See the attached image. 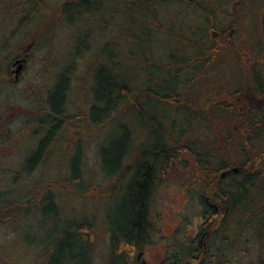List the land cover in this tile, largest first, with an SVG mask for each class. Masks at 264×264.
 I'll return each instance as SVG.
<instances>
[{
	"label": "rangeland",
	"instance_id": "374dc122",
	"mask_svg": "<svg viewBox=\"0 0 264 264\" xmlns=\"http://www.w3.org/2000/svg\"><path fill=\"white\" fill-rule=\"evenodd\" d=\"M67 1L79 0L1 2L6 7L0 9V24L9 23L10 16L11 26L15 28L18 20L22 24L20 18L28 12L25 26L29 35L22 41V29H16L12 46L5 52H20L22 43L33 42V45L27 50L30 61L23 78L15 81L0 77V190L10 189L9 198L23 201L31 199L33 192L43 194L46 189H51L59 210L58 216L48 217L34 208L37 206L28 207L20 200L9 207H0V264H44L48 257L44 241L56 239L62 221L72 218L87 219L95 244L93 264L106 263L109 252L107 222L116 216L119 199L116 197L115 202L109 200L111 191L110 187L106 188L108 180L101 173L98 148L108 133L115 129V120L121 117L129 120L135 128V142L140 145L145 141L147 131L135 120V106L124 103L111 121L90 133L83 130L85 188L74 187L69 182L70 161L75 150L72 140L77 135L72 132L76 127L75 119L66 118V127L32 173L27 174L23 165L45 131L47 123H41L40 119L49 112V91L60 73L69 72L67 114L81 117L91 102L94 68L101 62L110 61V48L116 71L131 86L133 101L129 102L139 105L150 98L147 88L155 84L156 78L174 83V73L168 72V66H172L171 54L177 53L185 61L184 68L193 63L198 68L199 61L207 64L206 70L200 73L202 78L197 76L192 84L181 86L189 91L193 85L195 96L192 95L197 101L193 99L189 105L206 115L205 120L197 121L185 141L188 144L197 141L199 149L209 148L215 142L210 148L214 166H201L196 155L189 150L179 161H172L163 175L152 208L159 217L160 232L144 248L139 260L145 261L144 264H160L172 248L168 242L176 236L183 239L193 236L195 226L201 222L203 208L198 203L200 193L196 189L206 191L205 195L211 202L220 203L212 190L213 183L207 184L204 177L209 175L216 180L224 169L218 171L215 164L222 159L228 157L233 162L246 157L238 144L245 140L244 128L251 122L254 133L249 141L250 156L257 158L256 169L264 173V122H261L264 113L256 102L254 110L246 111L244 108L249 104L250 94L249 56L254 62H264V0H166L156 2V8L154 5L133 6L132 0H91L89 9L77 6L74 10H65ZM23 8L24 13L21 12ZM155 11L157 14L152 17ZM160 24L166 29L159 30ZM207 24L210 26L206 40L195 41L201 38V29ZM149 30L156 32L155 37L151 36L152 52L135 45L133 38L143 39ZM210 43L214 46L211 52L207 51L201 58L195 56L201 54L200 44L207 48L206 44ZM260 64V69H264V63ZM184 74L183 79L188 75ZM207 96L213 97L215 104L223 102L227 110L222 112L218 107V111L206 112L215 105L206 104ZM253 97L256 100L255 94ZM173 105L154 103L152 107L147 105L149 108L145 112L150 110L159 119H165L163 114H168L169 122L173 118L185 119L194 113L178 114L176 104ZM227 121H233L232 130L231 122ZM226 129L231 130V141L226 138ZM259 130L261 136L255 138L254 134ZM191 132L199 138H194ZM228 167L234 169L238 165L233 163ZM98 184L105 187L99 188ZM87 188L88 192H85ZM220 205V215L212 223V230L220 224L219 217L222 219L225 211L223 203ZM34 210L36 212L32 213ZM185 217L190 219L183 223ZM239 253L243 264H253L259 258L260 249L255 246Z\"/></svg>",
	"mask_w": 264,
	"mask_h": 264
},
{
	"label": "trees",
	"instance_id": "16d2710c",
	"mask_svg": "<svg viewBox=\"0 0 264 264\" xmlns=\"http://www.w3.org/2000/svg\"><path fill=\"white\" fill-rule=\"evenodd\" d=\"M132 1L133 6L140 5L144 7L155 6L156 2L166 0ZM90 2L91 0L67 1L64 8L73 10V7L78 6L89 9L90 5L92 6ZM93 7L95 6L93 5ZM156 14L157 11L152 14V17L156 16ZM162 25H159V30L166 29L161 27ZM209 26V24L204 25L201 29L203 30L201 38L195 39V41L206 40ZM155 33L149 30L143 39L133 36L134 42H136L135 45L151 51L154 46L151 43V36L155 37ZM191 45L197 47L195 44ZM206 46L207 48L200 44L198 49H200L199 52L201 54L195 56L201 58L202 55L204 56L207 51L212 50L214 47L211 43L206 44ZM109 54V62H101L94 68L91 102L87 111L81 117L67 114V94L70 85L69 74L62 73L59 75L56 83L49 91V112L40 119L41 123H47L45 131L38 140L36 147L25 158L23 166L27 174L32 173L42 162L60 131L66 127V118L69 120L75 119L76 127L72 128V132L77 135L72 140L75 144V150L70 161L69 182L74 187L85 188L83 187L82 168L83 130L86 133H90L93 129L100 128L111 121L124 103L128 104V106L133 104L135 106L133 108L136 110L135 117L137 119L135 120L147 131L145 141L138 145L135 142V128L129 120L121 117V119L115 120L113 123L115 124V129L108 133L106 139L101 141L98 148L101 173L108 180V184H105L106 188L110 187L111 191L109 200L110 202H115L114 199L116 197L119 199L116 216L113 217V220H108L107 222L110 247L108 264H132L133 261L128 247L134 250L141 249L149 240L150 232L147 215L150 211V200L157 187L162 183L163 175L169 170V165L172 161L177 162L182 159L183 153L190 150L196 155V160L201 166L213 168L214 156L211 155L210 148L216 143L212 142L209 148L199 149L196 146L197 141H194L193 144H188L185 141L197 121L201 122L206 119V115H204L202 110L194 109L189 105L193 99L197 101L194 98L195 90L193 85H191L189 91L184 89L186 84H192V81H196L198 79L197 76L202 78L200 73L207 68L205 61H199L200 66L198 68H196V63H193L189 68H184L183 64L185 61L178 57L177 53L171 54L172 66L170 68L168 65L166 66H168V72L174 73V83H171L168 79L156 78L155 84L147 88V94L150 98L139 105L137 102L130 103L133 101L130 94L131 86L116 71L111 48ZM184 72L188 74L185 79H183ZM182 84L185 86L182 87ZM129 100L131 101L129 102ZM214 101L213 97L207 96L206 104L213 105L215 104ZM154 103L165 105H173L174 103L176 104L175 111L178 114L194 113L190 117L186 116L185 119L173 118L169 122L168 114H163L166 117L165 119H159L158 115L151 113L150 110L145 112L149 108L147 105L152 107ZM221 105L222 112L226 111L227 109L223 102H221ZM217 106L219 104L212 106L209 111L206 109V112L218 111ZM230 107L234 108L233 106ZM238 121L240 120L238 119ZM223 122L222 125H224ZM227 122H231L229 125L232 130L233 121ZM132 123L134 124L135 122ZM244 129L246 131L245 140H243L242 144L239 142L238 146L239 149L242 147V153L246 157L244 159H236L233 162L229 161L230 158L227 157L215 164L219 170L225 169L234 163L239 167L238 172H234L226 178L222 177L221 180H212L209 175L204 177L207 184L213 183L214 187L212 190L214 194L220 192V198L223 200L225 209H227V216L221 223L220 234L216 235V237L215 234L212 236L214 243L216 242L214 246L219 247V250L213 254L218 257L213 260L216 264H243L241 261L242 255L239 251L244 250L245 252L255 246L260 249V255L257 262L253 264H264V173L261 169H256L257 158L250 156L249 141L251 139L249 133H247V127ZM231 130L226 129L228 131L226 138H229V140L231 139ZM260 133L261 131L259 130L254 134V137L261 136ZM190 134L192 135L193 133L191 132ZM193 136L194 138H199L195 133ZM252 149L254 150V147ZM131 153H134V155L132 156ZM207 174L209 173L207 172ZM98 186L99 188L105 187L101 184H98ZM200 189H196V191L201 194L199 197H201L204 207L207 208L204 203L206 191ZM9 191L11 190H0V207H9L13 202L21 201V199L12 200V198H9ZM86 191L88 192V188ZM33 194V199H26L23 200L25 202H21L25 205L27 203L28 207L37 206L34 208L39 209L40 212L48 217L58 216L59 208L56 206L51 189H46L43 194L37 193V191L33 192ZM34 212L36 210L32 213ZM203 213L206 214L205 212ZM61 224L63 225H60L58 229L57 238L53 241H44L48 250L46 264H93L95 244L91 239V225L87 219L72 218L62 221ZM215 238L220 240L219 243H217ZM196 244L199 245L197 240ZM189 249L184 248L179 253L174 252L171 256L172 262H182L183 258L190 255Z\"/></svg>",
	"mask_w": 264,
	"mask_h": 264
},
{
	"label": "flooded vegetation",
	"instance_id": "af4514ba",
	"mask_svg": "<svg viewBox=\"0 0 264 264\" xmlns=\"http://www.w3.org/2000/svg\"><path fill=\"white\" fill-rule=\"evenodd\" d=\"M1 2L2 0H0V9L4 10L6 6L4 7V4ZM74 9L75 8L73 7V10ZM65 10H68V9H65ZM262 10H263L262 12H264V8ZM21 12L22 13L25 12L24 8ZM27 19H28V12L23 14L22 17L20 18V20L22 21V24H20L18 20V23L16 24L15 28L11 26L12 19L10 16L8 20L9 23L0 24V77L10 78V79H14L15 81H18L21 78H23L24 74L26 73L28 69V63L30 61V56L28 55L27 50H29V48L33 45V42L27 45H24V43H22L23 49L20 52L17 51L16 53H13V54H7L5 52L6 50L10 49V47L12 46L11 40L13 39V37L17 35L16 29L18 28L22 29V32H21L22 41L26 40L27 36L29 35V30L25 26V21ZM8 32H10V34ZM260 63H264L263 60L262 61L258 60L254 62L251 56H249V82L248 83H249V93L250 94H249V104L248 105L246 104V107L244 108H246V111L254 110L253 106L255 105V102H256V106L264 113V69H260V67H262ZM62 73L69 74L68 71H62L60 74ZM254 94L256 96V100H254V97H253ZM257 95H259V97H257ZM221 106H222L221 103H219V106H217V109L218 107L220 108ZM257 121H259V119H257ZM261 122H264V118H263V121ZM253 128H254L253 122H251L250 126L249 124L247 125L246 130H247V133H249L250 137L253 136V133H254L252 132ZM219 170L221 171L222 169H219ZM238 170H234L233 167H227L219 174L217 179L221 180L222 177L226 178L227 176H230L232 173L238 172ZM159 187L160 185L157 187L156 192L152 196L150 200V204H149L150 211H149V214L147 215V221L149 224V232H150L149 240L144 244L143 248L141 249L134 250L128 247V250H130L131 259L133 261L132 264H144L145 263V261L143 260L141 262L139 261L140 256L143 253L144 248L148 246L150 243H152L154 236L160 232V227L158 226L159 217L157 216V214L153 213V209H152L153 205L155 204V198H156V194H157ZM199 196H201V194ZM215 196L217 197V200H220V203H223V200L220 198V192L218 194H215ZM198 203L201 204L203 210L201 214V222H199V224L195 226L194 235L189 237L188 239H185V238L183 239V237L180 238L178 236L172 238L173 240L171 242H168L169 246H171L172 248L168 250L166 258L160 264H216L213 262V260H215L218 257L214 256L213 254H215V251L219 250V247L214 246L216 242L214 243L212 236L213 234H215V237H216V235L218 236L220 234L221 223L223 219L227 216V209H225L222 219L219 217L220 224L212 230L211 229L212 223H214L216 218L220 215L219 214V210L221 208L220 203L211 202L210 198H208V196L206 195H204V203L207 205V208L204 207L205 205L203 204L201 197H199ZM203 212H205L206 214H204ZM189 219L190 217H185L184 219H182L183 220L182 222L184 223L186 222V220H189ZM196 240L199 245L196 244ZM216 241L217 243H219L220 240L216 239ZM184 248H190L189 249L190 255L183 258L184 260L182 262H172L171 256L173 255V253L174 252L179 253V251L183 250ZM109 258H110V247H109V252H108V256H107L105 264H108ZM46 262H47V259L44 264H46Z\"/></svg>",
	"mask_w": 264,
	"mask_h": 264
},
{
	"label": "water",
	"instance_id": "95a60500",
	"mask_svg": "<svg viewBox=\"0 0 264 264\" xmlns=\"http://www.w3.org/2000/svg\"><path fill=\"white\" fill-rule=\"evenodd\" d=\"M234 170H238V167H235Z\"/></svg>",
	"mask_w": 264,
	"mask_h": 264
},
{
	"label": "bare ground",
	"instance_id": "6f19581e",
	"mask_svg": "<svg viewBox=\"0 0 264 264\" xmlns=\"http://www.w3.org/2000/svg\"><path fill=\"white\" fill-rule=\"evenodd\" d=\"M153 110V109H152ZM156 111V110H155ZM132 154V156L134 155V153H131Z\"/></svg>",
	"mask_w": 264,
	"mask_h": 264
}]
</instances>
